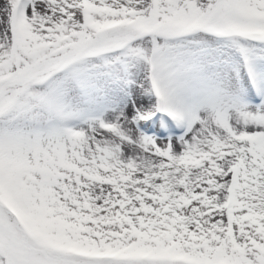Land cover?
<instances>
[{
  "label": "snow or ice",
  "instance_id": "snow-or-ice-1",
  "mask_svg": "<svg viewBox=\"0 0 264 264\" xmlns=\"http://www.w3.org/2000/svg\"><path fill=\"white\" fill-rule=\"evenodd\" d=\"M0 264H264V0H0Z\"/></svg>",
  "mask_w": 264,
  "mask_h": 264
}]
</instances>
